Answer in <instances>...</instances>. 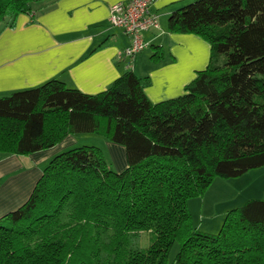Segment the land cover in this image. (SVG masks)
<instances>
[{
	"label": "trees",
	"instance_id": "1",
	"mask_svg": "<svg viewBox=\"0 0 264 264\" xmlns=\"http://www.w3.org/2000/svg\"><path fill=\"white\" fill-rule=\"evenodd\" d=\"M35 2L0 0V24ZM168 31L212 46L177 98L153 103L149 78L132 71L96 95L53 79L0 98V153L29 156L84 133L123 146L128 161L117 172L97 146L55 156L28 201L0 218V264H264V200L230 211L216 235L189 208L216 179L264 167V0H197Z\"/></svg>",
	"mask_w": 264,
	"mask_h": 264
},
{
	"label": "crops",
	"instance_id": "2",
	"mask_svg": "<svg viewBox=\"0 0 264 264\" xmlns=\"http://www.w3.org/2000/svg\"><path fill=\"white\" fill-rule=\"evenodd\" d=\"M121 1L126 0H36L32 13L2 22L0 98L53 79L96 95L131 71L142 79L149 78L145 92L153 103L183 95L212 57V46L200 36L168 31L170 15L194 0H156L152 10L159 15L160 29L144 33L149 47L132 62L119 59L130 46L131 37L110 25V9ZM153 46L165 52L159 63L152 60ZM85 137L98 136L71 134L55 147L29 156L0 153V218L24 205L50 161L81 146ZM105 142L113 169L126 170V149L107 139Z\"/></svg>",
	"mask_w": 264,
	"mask_h": 264
},
{
	"label": "rangeland",
	"instance_id": "3",
	"mask_svg": "<svg viewBox=\"0 0 264 264\" xmlns=\"http://www.w3.org/2000/svg\"><path fill=\"white\" fill-rule=\"evenodd\" d=\"M193 2H189V5ZM185 5V6H186ZM184 7V6H183ZM224 56L218 58L222 62ZM84 134V133H77ZM101 139L85 137L81 141V146H97L103 150L109 160V148L106 145L105 138L96 134ZM105 140H104V139ZM78 146V147H81ZM113 167V163L109 160ZM251 199L264 200V167L254 169L242 177L233 179H216L206 194L201 198L193 199L189 202V208L193 217L194 224L201 229H210L208 233L216 235L221 230L226 215L233 209L241 207L245 202ZM206 232L204 230H201ZM150 235L145 233L142 237V245L148 247ZM179 245L176 244L170 256L171 262L174 260Z\"/></svg>",
	"mask_w": 264,
	"mask_h": 264
},
{
	"label": "built area",
	"instance_id": "4",
	"mask_svg": "<svg viewBox=\"0 0 264 264\" xmlns=\"http://www.w3.org/2000/svg\"><path fill=\"white\" fill-rule=\"evenodd\" d=\"M156 0H126L114 4L110 9V25L123 30L131 37V44L119 56V59L135 58L149 47L144 33L160 29L159 15L152 7Z\"/></svg>",
	"mask_w": 264,
	"mask_h": 264
}]
</instances>
